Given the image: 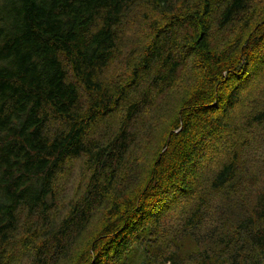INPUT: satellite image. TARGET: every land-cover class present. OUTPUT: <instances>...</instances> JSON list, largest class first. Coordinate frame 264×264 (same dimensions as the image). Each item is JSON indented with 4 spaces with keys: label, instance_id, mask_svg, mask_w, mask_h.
<instances>
[{
    "label": "trees",
    "instance_id": "trees-1",
    "mask_svg": "<svg viewBox=\"0 0 264 264\" xmlns=\"http://www.w3.org/2000/svg\"><path fill=\"white\" fill-rule=\"evenodd\" d=\"M139 24L146 36L125 61L127 79L108 80ZM215 32L242 39L217 51ZM263 47L264 0H0V264H64L100 214L75 264H126L139 251L144 264H264V166H251L264 141V96L235 122L252 81L249 52ZM192 57L216 88L179 106L153 154L157 129L138 122ZM119 110L115 131L93 139ZM76 159L89 180L57 207ZM180 206L183 240L166 241Z\"/></svg>",
    "mask_w": 264,
    "mask_h": 264
},
{
    "label": "rangeland",
    "instance_id": "rangeland-1",
    "mask_svg": "<svg viewBox=\"0 0 264 264\" xmlns=\"http://www.w3.org/2000/svg\"><path fill=\"white\" fill-rule=\"evenodd\" d=\"M252 28L249 29L250 33ZM142 24L131 25L127 29V35L124 45L122 47L123 55L116 59L109 65L106 71V78L108 80L125 81L129 75V70L126 67V59L133 49H138L142 40H144L146 33ZM242 37L238 32L221 35L215 32L212 38L213 47L219 51L220 48L229 51H235V45L240 42ZM249 58L252 61L250 68L252 75V81L249 87L245 91V99L242 104L237 108L235 115V122H246L249 116L258 108V105L262 102L264 96V47L260 49H254L249 52ZM180 79L176 86L158 97L155 103L148 109L144 117L138 122V129L142 132H146L148 129L152 130V127L157 129V135L152 139L153 144L152 153L158 152L164 145L169 131L172 128V123L176 118L179 106L185 104L186 101L193 99V96L197 95L201 99H210L216 87H213L210 83H205L204 67L199 59L192 57L186 61L180 70ZM83 105H86V98H83ZM243 113V114H242ZM122 110H119L109 116L105 122H102L100 128L96 130L92 135L93 139L105 138L107 134L115 131L120 119ZM226 150L220 148L217 151V157L220 160L224 158ZM154 158V156H153ZM254 162L251 165L253 169L258 170L264 166V141L260 144L258 150L255 151ZM154 161H150L149 168L152 167ZM147 169L144 172L147 174ZM89 180L87 176V168L85 163L81 159L72 161L64 176L61 177L59 201H56L57 207L65 208L67 202L71 203L77 199L84 191L86 181ZM55 205V206H56ZM188 212V206H180L172 212V218L169 223V228L165 232V240H172L179 237L178 230L180 224ZM104 215L97 216L94 225L82 238L78 245L74 257L66 260L64 264H75L76 258L81 253L86 252L90 247L91 240L99 232L101 226L104 223ZM216 223V215L208 220L206 227ZM182 239V238H181ZM183 240V239H182ZM187 247H191L188 243ZM192 250V249H191ZM189 250V251H191ZM187 251V252H189ZM130 260V261H129ZM146 257L142 251H139L134 257L128 259L126 264H144L146 263ZM16 264H27L24 259L18 258Z\"/></svg>",
    "mask_w": 264,
    "mask_h": 264
},
{
    "label": "bare ground",
    "instance_id": "bare-ground-1",
    "mask_svg": "<svg viewBox=\"0 0 264 264\" xmlns=\"http://www.w3.org/2000/svg\"><path fill=\"white\" fill-rule=\"evenodd\" d=\"M235 108H236V107H235ZM237 110H238V109H237ZM234 112H235V111H234ZM234 112H233V113H234ZM242 114H243V113H242ZM235 115H236V114H235ZM55 231H56V230H55Z\"/></svg>",
    "mask_w": 264,
    "mask_h": 264
}]
</instances>
